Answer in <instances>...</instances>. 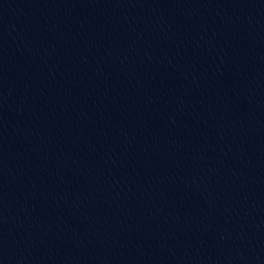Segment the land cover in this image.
Listing matches in <instances>:
<instances>
[{
    "label": "water",
    "instance_id": "water-1",
    "mask_svg": "<svg viewBox=\"0 0 264 264\" xmlns=\"http://www.w3.org/2000/svg\"><path fill=\"white\" fill-rule=\"evenodd\" d=\"M0 264H264V0H0Z\"/></svg>",
    "mask_w": 264,
    "mask_h": 264
}]
</instances>
